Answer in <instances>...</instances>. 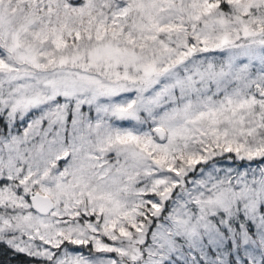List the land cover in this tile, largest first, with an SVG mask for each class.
Listing matches in <instances>:
<instances>
[{"label": "snow or ice", "instance_id": "6c2138e0", "mask_svg": "<svg viewBox=\"0 0 264 264\" xmlns=\"http://www.w3.org/2000/svg\"><path fill=\"white\" fill-rule=\"evenodd\" d=\"M0 246L264 264V0H0Z\"/></svg>", "mask_w": 264, "mask_h": 264}, {"label": "trees", "instance_id": "16d2710c", "mask_svg": "<svg viewBox=\"0 0 264 264\" xmlns=\"http://www.w3.org/2000/svg\"><path fill=\"white\" fill-rule=\"evenodd\" d=\"M0 264H25V258L23 256H15L12 252L0 246Z\"/></svg>", "mask_w": 264, "mask_h": 264}]
</instances>
